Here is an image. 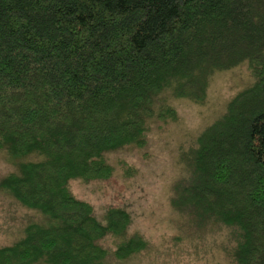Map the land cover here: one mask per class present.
<instances>
[{
    "label": "trees",
    "instance_id": "trees-1",
    "mask_svg": "<svg viewBox=\"0 0 264 264\" xmlns=\"http://www.w3.org/2000/svg\"><path fill=\"white\" fill-rule=\"evenodd\" d=\"M240 62L253 81L197 136L170 204L196 226L227 227L232 264H264V0H0V148L42 156L0 190L45 216L0 247V264H107L144 250L125 209L102 223L68 181L110 177L105 153L144 143L162 93L200 103L211 76ZM108 235L113 250L99 243Z\"/></svg>",
    "mask_w": 264,
    "mask_h": 264
},
{
    "label": "rangeland",
    "instance_id": "rangeland-1",
    "mask_svg": "<svg viewBox=\"0 0 264 264\" xmlns=\"http://www.w3.org/2000/svg\"><path fill=\"white\" fill-rule=\"evenodd\" d=\"M252 81L246 62H240L211 76L200 103L162 93L154 102L153 116L147 118L144 143L105 153L112 167L110 177L68 181L73 196L90 203L100 222L104 223L107 208H123L131 218L127 235L137 233L147 242L144 250L125 259L110 255L107 264H232L229 254L235 241L230 230L223 225L196 226L172 208L170 197L173 184L186 173L185 163L197 136ZM161 107L172 108L174 118L159 117ZM40 159L34 152L12 159L6 148H0V179L18 173L20 163ZM44 219L40 210L23 206L0 190V247L17 242L29 223ZM118 242L112 235L99 240L109 250Z\"/></svg>",
    "mask_w": 264,
    "mask_h": 264
}]
</instances>
